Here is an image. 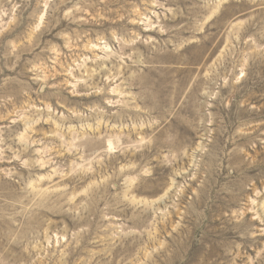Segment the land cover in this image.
I'll list each match as a JSON object with an SVG mask.
<instances>
[{
    "label": "rangeland",
    "instance_id": "obj_1",
    "mask_svg": "<svg viewBox=\"0 0 264 264\" xmlns=\"http://www.w3.org/2000/svg\"><path fill=\"white\" fill-rule=\"evenodd\" d=\"M0 264H264V0H0Z\"/></svg>",
    "mask_w": 264,
    "mask_h": 264
}]
</instances>
